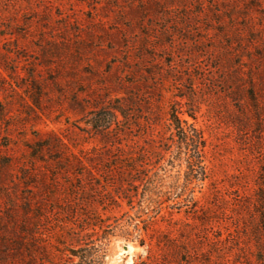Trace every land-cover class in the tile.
Listing matches in <instances>:
<instances>
[{"label": "rangeland", "instance_id": "1", "mask_svg": "<svg viewBox=\"0 0 264 264\" xmlns=\"http://www.w3.org/2000/svg\"><path fill=\"white\" fill-rule=\"evenodd\" d=\"M150 1L179 0H0V264L95 255L94 212L111 232L94 264H264V0ZM171 39L187 45L174 70L164 53L122 64ZM112 108L128 121L93 128ZM190 110L204 181L170 127Z\"/></svg>", "mask_w": 264, "mask_h": 264}, {"label": "trees", "instance_id": "2", "mask_svg": "<svg viewBox=\"0 0 264 264\" xmlns=\"http://www.w3.org/2000/svg\"><path fill=\"white\" fill-rule=\"evenodd\" d=\"M154 5L156 13H165L174 11L177 13L178 11L186 10V6L188 5L187 2L184 0H179L173 2L170 8H166L160 2H145L140 3L137 7L143 8L145 5ZM214 5H220L217 2H213V5L207 6L208 10L212 13V8ZM198 6L203 10L204 4L201 0H199ZM206 7V6H205ZM162 11V12H161ZM166 11V12H165ZM216 15V14H215ZM176 17V16H175ZM178 20L174 22L172 28H165L163 32L165 34H171V38L176 36H183V32H186L188 29V18L186 14H181ZM172 29V30H170ZM168 31V32H166ZM145 39H148V36L145 35ZM235 37H240V31L235 33ZM187 50V45L181 42L176 43L172 39L166 45L162 44H150L147 41H142L139 46H127L126 52L124 53L125 62L122 64H126L130 59V56L134 58V62L136 64H147L153 65L158 57V53H164L171 57L172 61L168 62V69L174 70L176 64H178L182 60V56L184 51ZM149 63V64H148ZM116 113L120 114L125 120L128 121L129 115L124 114L123 110L120 108H112L110 111L105 112L104 114H98L94 116L92 121V126L96 130H108L110 125L115 122L116 120ZM187 117L193 121V123H188L186 120H181L177 114L171 113L169 116L170 127L174 130L175 137L177 138L176 143L179 145V151L185 156V162L187 168L189 170L190 180H194L201 177L199 180L204 181L209 176V172H211L210 168L206 164L207 160V140L204 137V133L200 128H197L195 125V116L194 112L190 110V112H185ZM118 125V122H115ZM110 133V132H107ZM112 134V133H110ZM114 134H117L114 132ZM119 207V206H117ZM86 222L88 227L93 234L95 233V229H99L103 232L104 236L100 238L101 245L95 248V255L93 256H77L78 261L73 264H94L95 256H97L98 252L103 249V246L107 245L108 237L111 236L110 226H105V220H102L97 212L92 214V217H86ZM76 257V256H75Z\"/></svg>", "mask_w": 264, "mask_h": 264}, {"label": "water", "instance_id": "3", "mask_svg": "<svg viewBox=\"0 0 264 264\" xmlns=\"http://www.w3.org/2000/svg\"><path fill=\"white\" fill-rule=\"evenodd\" d=\"M122 248L124 251L127 250V245H124ZM111 260H114V259L113 258L108 259L106 264H109Z\"/></svg>", "mask_w": 264, "mask_h": 264}, {"label": "bare ground", "instance_id": "4", "mask_svg": "<svg viewBox=\"0 0 264 264\" xmlns=\"http://www.w3.org/2000/svg\"><path fill=\"white\" fill-rule=\"evenodd\" d=\"M127 250H128V252H130L133 250V247L131 245H127ZM116 258H118V256H116Z\"/></svg>", "mask_w": 264, "mask_h": 264}]
</instances>
